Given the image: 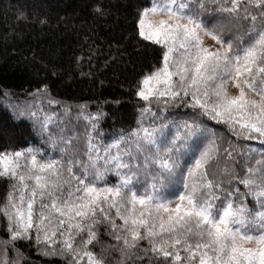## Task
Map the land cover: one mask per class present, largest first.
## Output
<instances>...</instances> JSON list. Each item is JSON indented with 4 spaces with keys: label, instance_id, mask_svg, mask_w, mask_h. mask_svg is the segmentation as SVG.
I'll return each mask as SVG.
<instances>
[{
    "label": "snow or ice",
    "instance_id": "1",
    "mask_svg": "<svg viewBox=\"0 0 264 264\" xmlns=\"http://www.w3.org/2000/svg\"><path fill=\"white\" fill-rule=\"evenodd\" d=\"M130 38L155 53L129 85L134 127L105 143L80 105L82 143L54 130L47 84L14 113L40 145L0 124V264H27L22 240L62 264H264V0H144Z\"/></svg>",
    "mask_w": 264,
    "mask_h": 264
},
{
    "label": "trees",
    "instance_id": "2",
    "mask_svg": "<svg viewBox=\"0 0 264 264\" xmlns=\"http://www.w3.org/2000/svg\"><path fill=\"white\" fill-rule=\"evenodd\" d=\"M97 4L104 7L103 15L95 12ZM143 4L144 0H0V124L15 133L17 146L41 144L38 125L14 113L41 99L35 94L44 84L51 97L61 102L58 107L43 98V111L57 114L54 130L58 125L81 143L89 125L80 116V105H86L85 115L102 114L98 137L105 143L121 129L135 126L137 98L129 85L155 62L152 47L130 38ZM20 9H26L27 20L17 19ZM44 17L48 22L41 24ZM205 18L231 27L216 12H206ZM65 107L70 112H64ZM6 190L7 183L0 180V198ZM0 238L6 239L2 221ZM16 247L27 264H62L59 258L42 256L26 240Z\"/></svg>",
    "mask_w": 264,
    "mask_h": 264
},
{
    "label": "rangeland",
    "instance_id": "3",
    "mask_svg": "<svg viewBox=\"0 0 264 264\" xmlns=\"http://www.w3.org/2000/svg\"><path fill=\"white\" fill-rule=\"evenodd\" d=\"M208 43H212L210 39H207ZM44 112V111H43ZM43 112L41 113V116L43 115ZM48 113V112H47Z\"/></svg>",
    "mask_w": 264,
    "mask_h": 264
}]
</instances>
